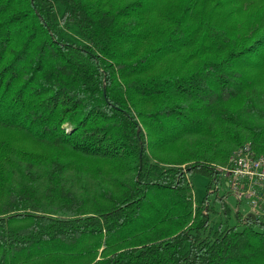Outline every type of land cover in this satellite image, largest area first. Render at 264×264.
<instances>
[{
  "label": "trees",
  "instance_id": "16d2710c",
  "mask_svg": "<svg viewBox=\"0 0 264 264\" xmlns=\"http://www.w3.org/2000/svg\"><path fill=\"white\" fill-rule=\"evenodd\" d=\"M260 1L0 0V264H264V220L207 193L264 152Z\"/></svg>",
  "mask_w": 264,
  "mask_h": 264
},
{
  "label": "built area",
  "instance_id": "2783aa9c",
  "mask_svg": "<svg viewBox=\"0 0 264 264\" xmlns=\"http://www.w3.org/2000/svg\"><path fill=\"white\" fill-rule=\"evenodd\" d=\"M218 170L224 199L227 194L234 199L233 210H239L241 217L252 213V218L264 220V152L256 153L249 143H242Z\"/></svg>",
  "mask_w": 264,
  "mask_h": 264
},
{
  "label": "rangeland",
  "instance_id": "374dc122",
  "mask_svg": "<svg viewBox=\"0 0 264 264\" xmlns=\"http://www.w3.org/2000/svg\"><path fill=\"white\" fill-rule=\"evenodd\" d=\"M220 1H222L221 5H224L225 8H224V10L219 12V14L221 16L224 15V19L226 20L228 25L235 24V22H237L238 20L245 21L247 16L250 15L254 10H256L260 6V4L262 3L260 0H252L250 2L248 0H234V2L228 1V0H220ZM226 4H228V5H226ZM238 8H241L243 10L242 13L240 11H238ZM232 12H235V13L231 14ZM168 57L169 58L164 59L162 61L163 64L166 63L170 59V55ZM15 137L21 138L20 135H17V134L15 135ZM172 142L173 143H171V144H164V145L155 146L152 149L149 147V151H150L151 154H157L158 157L161 158L162 160H169L171 158H175V157H177L176 156V150L179 147H181V143L184 142V141L175 139ZM195 142L197 144H201L202 138H199L198 140H195ZM25 144L27 145L29 143H25ZM178 144H179V146H178ZM43 150L48 151L46 149H43ZM208 164L211 165V166H214L216 169H218L220 167V165H224L225 163L222 164V163H216V162L212 161V162H210ZM182 165H184V164H182ZM207 180H208V177L206 175L200 173V172H194L191 175L193 201L194 200H197V201L200 200L201 197L204 195V193H205V183L207 182ZM220 184L216 183V186L212 185L211 187H209L207 189L208 197H209V199L211 198V201H212V197L214 195H216L215 193H217V195H218V194L224 192V188L222 186H220ZM225 200L229 204H232V205L234 204V199H233V197L231 195L227 194ZM215 205H218V201L215 203Z\"/></svg>",
  "mask_w": 264,
  "mask_h": 264
},
{
  "label": "water",
  "instance_id": "95a60500",
  "mask_svg": "<svg viewBox=\"0 0 264 264\" xmlns=\"http://www.w3.org/2000/svg\"><path fill=\"white\" fill-rule=\"evenodd\" d=\"M248 216L253 217L252 213H247Z\"/></svg>",
  "mask_w": 264,
  "mask_h": 264
}]
</instances>
